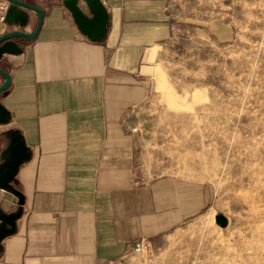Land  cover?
<instances>
[{
  "label": "crops",
  "instance_id": "obj_1",
  "mask_svg": "<svg viewBox=\"0 0 264 264\" xmlns=\"http://www.w3.org/2000/svg\"><path fill=\"white\" fill-rule=\"evenodd\" d=\"M23 1L45 18L37 37L11 40L19 54L0 59L12 77L0 94L9 112L0 149L23 141L29 152L13 182L22 215L0 240V264H123L140 240L162 251L208 196L174 175L147 174L136 128L160 50L197 0H102L101 41L78 30L61 0ZM37 21L12 5L0 35L33 33ZM18 207L0 188V227Z\"/></svg>",
  "mask_w": 264,
  "mask_h": 264
},
{
  "label": "rangeland",
  "instance_id": "obj_2",
  "mask_svg": "<svg viewBox=\"0 0 264 264\" xmlns=\"http://www.w3.org/2000/svg\"><path fill=\"white\" fill-rule=\"evenodd\" d=\"M159 58L136 128L143 167L208 202L165 249L123 264H240L264 227V0H197Z\"/></svg>",
  "mask_w": 264,
  "mask_h": 264
},
{
  "label": "water",
  "instance_id": "obj_3",
  "mask_svg": "<svg viewBox=\"0 0 264 264\" xmlns=\"http://www.w3.org/2000/svg\"><path fill=\"white\" fill-rule=\"evenodd\" d=\"M7 1L10 3V6L6 20L12 5H14L34 11L38 15V21L33 33L14 31L0 35V59L5 54H19L20 49L15 43L11 42V40L16 37L27 39L37 37L42 29L45 18L44 10L36 5L23 0ZM61 2L64 8L70 13L74 24L82 34L93 41H101L106 37L109 12L102 0H61ZM0 75L4 78V82L0 85V94H2L9 89L12 77L9 72L1 68ZM8 116L9 112L2 104H0V123H6ZM28 158L29 152L23 141L11 145L5 152H2L0 149V188L9 189L19 198V207L17 211L2 217L4 223L0 227V240L14 232L16 221L22 215L24 195L13 185V182L20 166ZM216 223L220 227L225 228L228 226L229 220L223 214H217Z\"/></svg>",
  "mask_w": 264,
  "mask_h": 264
},
{
  "label": "bare ground",
  "instance_id": "obj_4",
  "mask_svg": "<svg viewBox=\"0 0 264 264\" xmlns=\"http://www.w3.org/2000/svg\"><path fill=\"white\" fill-rule=\"evenodd\" d=\"M238 240L242 242L244 239L240 237ZM249 241L251 242L252 254L245 256L240 264H264V227L253 230Z\"/></svg>",
  "mask_w": 264,
  "mask_h": 264
},
{
  "label": "built area",
  "instance_id": "obj_5",
  "mask_svg": "<svg viewBox=\"0 0 264 264\" xmlns=\"http://www.w3.org/2000/svg\"><path fill=\"white\" fill-rule=\"evenodd\" d=\"M9 6H10V3L7 0L4 2H0V30H1L2 24L6 21ZM145 250L149 252L153 250L151 244L146 240H140L138 243L134 244L132 247V253L144 252Z\"/></svg>",
  "mask_w": 264,
  "mask_h": 264
}]
</instances>
